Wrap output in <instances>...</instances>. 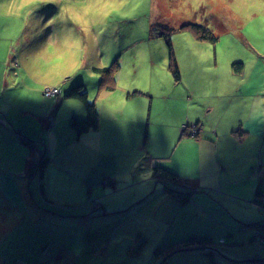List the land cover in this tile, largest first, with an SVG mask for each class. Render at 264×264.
Returning a JSON list of instances; mask_svg holds the SVG:
<instances>
[{"label":"rangeland","instance_id":"rangeland-1","mask_svg":"<svg viewBox=\"0 0 264 264\" xmlns=\"http://www.w3.org/2000/svg\"><path fill=\"white\" fill-rule=\"evenodd\" d=\"M24 3L27 0H0V45L4 46L0 48V64L8 63L6 82L0 92V122L6 123L8 127H5L11 131L24 126L25 132L31 134V127L41 123L39 117L51 118L52 111V115H59L58 120H62L64 110L73 111L71 107L76 104L87 112L81 99L65 97L75 84L83 82L90 101L97 105L102 130H112L109 140L113 143L105 149L119 157L120 170H128L131 163L126 156L133 152L124 148L129 134L134 140L133 131L144 122L145 150L156 158L150 161L151 166L155 163L169 167L181 183L175 185L174 195L166 192L162 184L161 195L156 192L151 171H146L140 188H153L146 198L150 200L143 207L138 204L130 217L136 221L145 218L154 212L155 206L161 205L163 222L157 235L138 238L132 232L131 223H99L96 216L104 213V209L89 192L90 197L85 196L86 192L83 194V208L90 210L93 217L74 218L71 227L58 224L60 228H51L52 222L44 217V211H54L50 207L56 206L43 202L42 178L38 173L31 178L24 165L28 159L39 165L46 154L37 160L29 146L25 151L17 148L18 139L4 133V126L0 124V264H40L54 255L55 259L63 256L64 260L67 250H71L70 247L64 250L67 240L73 250L77 246L83 252L108 250L110 258H127L130 264L134 263L133 258L143 263V250H164L170 238L178 239L172 236L175 219L181 216L178 230L184 234L190 227L184 218L196 217L197 206L189 202L182 207L181 195H177L180 193L209 194L233 218L244 221V230H253L254 236L258 228L263 230L264 4L260 0H36L26 10L19 6ZM189 24L206 26L217 40L198 39L191 29L183 28ZM153 26L172 30V51L163 37L154 34ZM160 32L159 29L157 35ZM170 53L179 68L181 81H177L171 69ZM116 61L120 68L115 89L102 91L103 75L98 69L109 68ZM236 63L243 64L241 70L234 67ZM57 87L61 90L58 99L44 95L47 88ZM247 88L253 89L251 96L246 95ZM253 99L260 101L261 122L258 127L252 126L255 133H249L244 127L247 122L252 124ZM58 100L59 106L67 101L63 108L62 105L58 108ZM10 108L17 110V114L9 112ZM39 110L46 114H39ZM85 115L80 114V119ZM192 127L200 131L198 137L186 136ZM35 136L38 142L44 137L46 142L51 138L50 132L41 125ZM100 136L103 140L104 135ZM94 140L97 142L96 137ZM80 143L84 145L83 141ZM84 149L72 150L74 154L69 155L66 146L59 144L56 150L55 147L50 150L49 164H56V172L65 167L69 172L73 168L72 173L76 175L68 182L77 180L82 171L80 160L86 152ZM86 156L88 161L93 158L88 153ZM143 159L137 172L150 167L147 161L152 158ZM22 165L20 173L18 168ZM55 171L50 177L47 171L45 181L46 194L51 198L54 195L48 192V185L55 182ZM78 181L76 187L81 185ZM129 183L120 180L122 192L113 200L112 196L106 199L112 200L114 206L127 205ZM100 186L104 195L113 184L110 179H104ZM258 191L263 197L257 195ZM167 195L172 196L171 201L163 200ZM32 199L36 203L37 199L42 209L32 206ZM172 201H176L175 208L170 206ZM58 205H66L65 200L58 198ZM196 219L199 223L207 222L203 214ZM250 238L251 233H235L225 237V244L219 238L212 248L223 256L226 254L222 248L256 254L264 244L257 238L250 242ZM207 251L202 252L207 254ZM104 262L89 253L74 251L71 264Z\"/></svg>","mask_w":264,"mask_h":264},{"label":"crops","instance_id":"crops-1","mask_svg":"<svg viewBox=\"0 0 264 264\" xmlns=\"http://www.w3.org/2000/svg\"><path fill=\"white\" fill-rule=\"evenodd\" d=\"M7 65H8L7 62L5 64H0V92L4 89V85L6 82L5 74H7L6 73ZM252 90H253L252 88L250 89L247 88L246 95L251 96L253 94ZM66 102L67 101L61 102L62 108L65 106ZM253 102H255V104L253 105L252 112H251V123L252 124L250 125L249 122H247L244 127L246 129V132H249V133H255L256 129H252V126L256 124V126L258 127V125L261 122V120L259 119L260 101L259 99H253ZM58 103H59V100L57 102V106L60 109L61 105L59 106ZM70 106L71 104H69L67 107L70 108ZM71 108H73V111H69L68 113L66 110L63 111L62 117H60L62 118V120L57 119L59 115L57 117L55 115H52L53 111L52 112L49 111L51 118L49 117L46 118L45 111L39 110L38 113L44 114L45 116L43 117L37 116L39 117L41 123L39 124L38 122H36L35 126L33 128L31 127V130H30L32 132L31 134L29 132H25L26 128L24 126H21L20 129H13L14 131H11L7 128L8 125L6 123L0 122V124L4 126L3 127L5 129L4 133H9L14 140L18 139V143H20V145H17V148L25 151L27 150V146H29L30 152L31 153L34 152V154L37 155L38 157L37 160H40L41 158H43V157H40L42 154L43 155L46 154L44 155V158H43L44 160L42 161V163H40L39 171L42 170L41 171L42 173H38V171H36L35 169L31 167L30 163L32 162V160L30 159H28L24 163V165L26 164L25 172L26 173L29 172V176L31 178L32 177L34 178L37 173L42 178L40 188L44 193L43 202L45 204L56 206V207H50V208H53L54 211H44V214H45L44 217L49 222H52L51 228L53 226L60 228L58 227V224H60L61 226L63 225L65 227L67 226L71 227L70 224H73L74 218L84 219L83 217H86V218L93 217L90 215V210H85L83 208V205L85 204V201H84L85 196H87L89 192L90 196L94 195L98 198L99 201L98 202L96 201L97 204H101V206L104 209V213L100 212L96 216V217H99L96 219V221L98 220L99 223H102V222L107 223V222H112V221L113 222L120 221L123 224L131 223L133 226L132 232H134L138 238H140L141 236L142 237L145 236L146 238L148 234L157 235L162 228V222H163L161 205L155 206L154 212L152 214L150 213L146 214L145 218H140L139 220L136 221L133 217H130L131 215H133V214L130 215V212L136 209L138 204L142 205L141 207H143V205L146 204V202L150 200L146 198L150 196V195L148 196V194L151 193L153 190L152 187H148L143 190H141L140 188V184L145 181L146 171L149 170L152 173V167H151L150 161L156 160V158L154 157L155 155L151 156L145 150V139H143L142 137V128L144 126V122L138 125V127H136V129L133 131L135 132L134 140H133V137L129 134V139L128 141H126V146L124 148H126L127 150L133 153L131 154L128 153V155L126 156V158L129 157V160L131 161V163L128 164V170L122 171L120 170V165L118 164L119 157H114L115 153H109L105 149L110 145V142L113 143L111 140H109V132H112V130L103 131L102 126L100 125L97 131L91 130L82 135H78L76 131L72 127H70V124H68V120L70 121L71 116L75 113L78 115L86 114V110L83 109V106H80L79 104H76L75 107H71ZM12 109L13 108H10L9 112H14V114H17V110L13 111ZM5 125H7V127H5ZM40 125H41V128L43 127V129H47V131L50 132V136H51L50 141L46 142L45 137L42 139V142L37 141L35 134H37V131L39 130ZM198 128L195 129L194 127H192L191 128L192 132L189 134L186 133V136H191V137L197 136L198 137L200 135V131L198 130ZM202 128L203 129L201 131L204 130V126ZM100 135H104L103 140ZM125 136L122 137L123 140ZM257 136H260V134ZM95 137L97 138V142H95L96 140H94ZM53 139H55V142H54L55 144H53V141H54ZM81 141H83L84 145H81L80 143ZM92 142L94 143L90 144ZM129 143H131L132 145L129 146L128 148ZM36 144H41V145H36ZM59 144H63L64 146H66V148L68 149L69 155L74 154L72 150L75 151V149H78V148L86 149V152L84 151L85 154H83V158H81L80 160L82 171H80V175L77 180H73L74 179L73 178L71 182H68L70 178L76 175L72 173L73 168L69 172L67 171L66 167L64 168V170L56 172L55 171L56 164L55 163L49 164V161H50L49 152L52 149V147H55V150H56ZM102 144H104V146H102ZM143 150H145L144 155L142 152ZM86 153L91 154L93 156V158L92 157L89 158L90 161H88V157L86 156ZM146 156L147 158L148 157L152 158L151 160L148 159L147 161L150 167L147 166L145 170L140 168L139 171L137 172L138 164L142 160V157H144L143 159L144 161L146 159ZM143 161L140 166H142ZM68 164L71 166L74 165L73 162L71 163L68 162ZM24 165L18 168L19 169L18 172L20 173L23 172ZM51 166L54 168V170L50 168ZM47 171L49 172V177L52 174V171H55V174H53L55 175L54 176L55 182H50V184L48 185V192L49 193L53 192L54 198H51L47 196L46 194L47 186L45 185V181L48 178ZM148 174L150 176V172ZM104 179L106 180L110 179L111 183L113 184V187L106 189L105 190L106 193L103 195V192L101 190L102 188L100 185H101V181ZM78 180L81 182V185L79 187H76V182ZM120 180H123L124 182H130L129 185L127 186L128 189L131 187V190L128 192L129 199L127 200L128 201L127 205L117 204L116 206H114L111 203L112 200L118 193L122 192V188H120ZM66 182L68 183L67 188H64ZM74 182H75V186H73ZM52 184H55V185H52ZM162 184L164 183L161 181L160 182L156 181L157 186H155L156 192L157 191L161 192V195L164 193ZM133 188H135V190ZM158 188L160 189L157 190ZM74 191H81L79 192L81 194L76 193ZM71 192H73L75 195L69 196ZM85 192H86V195L83 196ZM109 196H112V200L106 199ZM158 196H160V194ZM58 198L65 200L66 205H63V206H66V207L58 205ZM171 199H172V196H169V195L163 198L164 201H171ZM36 201L37 203L35 202L34 199H32V202H31L32 206L38 209H42V207L39 206L40 202L37 199ZM189 202H193L197 206V212L195 211V216L198 218L203 214L207 222L199 223V221H196L197 220L196 217H191L188 215L186 218H184V220L186 222H189L190 227L187 228L186 232L184 233L186 235L183 236L184 235L183 232L178 230L179 228L178 221L181 219V216H180L178 220L175 219L176 221L175 231L172 234V236L178 239L170 238L169 241L167 242L169 245L167 246L176 244L180 240L188 236H195V235H206V236L211 237L214 243L212 245L213 247L216 246L215 241L216 240L218 241L219 238H221L220 242H222V244L223 243L225 244V237L233 235L235 233H238V235L251 233L250 242L254 238H256V235H258L257 239L261 240V237L257 233L258 230H260V228H258V230L256 231L255 236L253 235V230L251 229L244 230V221L238 218H233L232 217L233 215L231 213H228L227 210L223 207V205L217 200H215L211 195L206 194L204 192H198L194 194L192 193L190 200L182 203L181 206L183 207V205ZM245 203H248V202H245ZM175 205H176V201H172L170 203V206L172 208H175ZM249 207H254V206H249ZM156 211L158 212L157 214H156ZM171 211L172 209L169 212ZM120 212H122V214L123 213H126V214L122 216V214H119ZM209 223H212L214 225H211ZM147 225H149L148 228L146 227ZM214 226L215 228L213 229ZM86 229H88V226L86 227ZM207 229H210V230H207ZM219 231H222V232H219ZM260 231H264V228L263 230H260ZM176 232H179V233L177 234ZM189 232H193V233H189ZM122 235L127 236L124 233H122ZM243 243H245V240L243 241ZM163 244L164 243L162 241L160 246L162 247ZM66 245L67 246H64L65 247L64 250H66L69 247L71 248V250L69 249L67 250L65 259L62 260L63 256H61L58 259H55L56 255H54L50 260H48L49 261L48 264H64V263L71 264L74 259V251L81 252V254L89 253L92 256L99 257L101 260L105 261L104 264H130V261L127 258H120L118 260L114 259L113 257L110 258V255L108 254L109 252L108 250H105V252L103 250H85L83 252V250H80V247L78 246L73 250L72 246H70V242ZM77 248L79 250H77ZM261 248L262 249H260V251L263 250V252L261 251L260 253L259 251L256 254L244 253V252H241L240 250H236L233 252L232 250H225L222 248L221 251L227 255V256L226 255L223 256L221 255V253L218 254L219 252L215 249H206L203 247H193L189 249L188 248L182 249L174 253H169L164 259H163V256L159 257L156 255V250H149V251L147 250L146 252L145 250H143L141 253L143 263H139L138 259H133V258L131 259V261L134 262L132 264H264V246H261ZM253 250H257V248L253 246ZM202 251H207L208 253L206 254V252H202ZM128 256L131 257L130 254ZM48 261H46V264Z\"/></svg>","mask_w":264,"mask_h":264},{"label":"trees","instance_id":"trees-1","mask_svg":"<svg viewBox=\"0 0 264 264\" xmlns=\"http://www.w3.org/2000/svg\"><path fill=\"white\" fill-rule=\"evenodd\" d=\"M158 26H153L152 30L156 36L163 37L167 45L169 46L170 51H172V43H171V29L167 28H162L160 27L159 29L161 30L160 34L157 31H159ZM183 28H189L191 29L197 36L198 39L200 40H209L215 42L217 40V37L211 32L209 28L203 25H196V24H189L185 25ZM171 54V53H170ZM234 67L238 68L239 70L242 69L243 64L242 63H236L234 64ZM119 64L118 62H114L112 66L109 68H102L98 69L100 73L103 75V81L101 83V90L102 91H107V90H113L115 89L116 86V75L119 71ZM171 69L173 70V73L177 79V81L181 80V74L179 72V68L177 66V63L175 61L174 56L171 54ZM85 84L83 82L75 84L71 90L65 94V97L68 98H78L81 99L85 105H86V115L80 119L81 117L75 114L71 116L70 119V127H72L78 135H82L84 133H87L91 130L97 131L100 127V114L97 109V105L93 102L90 101V97L88 95V91L84 89ZM58 88V87H57ZM59 89V88H58ZM61 94V90L58 96L54 97H48V98H55L58 99V97ZM186 132V129L185 131ZM42 163V162H41ZM31 167L34 168L38 173H42L40 170V164H34L33 162L30 163ZM152 167V177L157 181V182H163L165 184V190L166 192H169L171 194H176L177 191L174 189L176 184L181 183V179L179 178L178 175L175 174V172L162 167L160 165H155V163L151 166ZM34 170V171H35ZM33 171V170H32ZM177 195H181L182 198V203L187 202L190 200V197L192 196V192L189 194L185 193H180ZM257 195L260 197H263L262 194L258 191ZM58 211V210H57ZM262 234H264V231H261ZM256 238H258V235H256ZM262 240V238H261ZM262 242V241H261ZM69 243V240L66 241V244ZM263 243V242H262ZM213 241L211 237L206 236V235H195V236H190L188 238H183L176 244H172L170 246H167L164 248V250H156V255L157 256H163V259L169 254V253H174L182 249H189L193 247H203L206 249H214L212 248ZM264 244V243H263ZM70 246L71 243H70ZM49 261L47 262V264ZM40 264H46L45 260L44 262H41Z\"/></svg>","mask_w":264,"mask_h":264},{"label":"built area","instance_id":"built-area-1","mask_svg":"<svg viewBox=\"0 0 264 264\" xmlns=\"http://www.w3.org/2000/svg\"><path fill=\"white\" fill-rule=\"evenodd\" d=\"M59 93H60V89H58V88H47V89L44 91V95H45L46 97H54V96H58ZM194 132H195V131H194ZM257 233H258L259 236L261 237V234H262L261 231L258 230ZM261 238H264V236L261 237ZM262 242L264 243V240H263V239H262Z\"/></svg>","mask_w":264,"mask_h":264},{"label":"snow or ice","instance_id":"snow-or-ice-1","mask_svg":"<svg viewBox=\"0 0 264 264\" xmlns=\"http://www.w3.org/2000/svg\"><path fill=\"white\" fill-rule=\"evenodd\" d=\"M36 2V0H27V3H24V4H21L19 5L21 8L23 9H28V8H31L33 7L34 3ZM260 3L261 4H264V0H260ZM4 46L3 45H0V48H3Z\"/></svg>","mask_w":264,"mask_h":264},{"label":"clouds","instance_id":"clouds-1","mask_svg":"<svg viewBox=\"0 0 264 264\" xmlns=\"http://www.w3.org/2000/svg\"><path fill=\"white\" fill-rule=\"evenodd\" d=\"M51 47V46H50Z\"/></svg>","mask_w":264,"mask_h":264}]
</instances>
